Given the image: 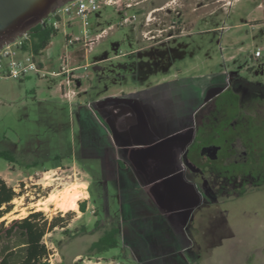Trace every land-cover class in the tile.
<instances>
[{
    "label": "rangeland",
    "instance_id": "374dc122",
    "mask_svg": "<svg viewBox=\"0 0 264 264\" xmlns=\"http://www.w3.org/2000/svg\"><path fill=\"white\" fill-rule=\"evenodd\" d=\"M126 1L135 4L127 13L136 16L126 26L120 25L122 11L113 6H102L86 17L75 12L63 15V20L71 19L70 27L59 26L50 39L52 56L46 48L36 60L44 63L46 71L58 69L63 56L67 61L70 56L82 61L85 32L91 34L87 43H92L87 61L113 54L115 46L124 53L170 34L178 35L158 47H182V53L174 54L179 59L170 73L195 82L209 77V81L224 85L208 108L206 136L185 162L193 151L222 145L215 162L203 159L197 165L227 170L212 177V188L224 191L239 186L235 174L244 175L246 184L237 197L204 191L198 185L203 204L190 212L182 229L189 239L184 246L192 252L186 254L191 264H264V0ZM45 20L51 23V15ZM102 29L107 34L95 39L94 34ZM64 32L80 37V43L65 48ZM88 74L90 81L84 84L98 86L92 68ZM51 80V76L33 72L22 80L0 78V151H11L16 158V163L0 159V176L18 194L11 202V212L1 220L22 218L32 209L49 219L63 217L69 233L63 235L62 229L56 228L44 238L53 251V264H144L145 260L131 259L122 247L100 255L88 251L117 223L113 154L109 152L105 160L104 185L111 211L107 212L101 211V163L80 154L77 116H70L66 101L59 99L60 87ZM85 96L77 97L74 106ZM226 149L231 156L221 165ZM32 163L36 165L30 167ZM68 191L70 195L79 192L76 211L60 210L47 202L51 194ZM82 202L84 212L79 208Z\"/></svg>",
    "mask_w": 264,
    "mask_h": 264
},
{
    "label": "crops",
    "instance_id": "0c3cea01",
    "mask_svg": "<svg viewBox=\"0 0 264 264\" xmlns=\"http://www.w3.org/2000/svg\"><path fill=\"white\" fill-rule=\"evenodd\" d=\"M69 20L61 19L59 26L69 28ZM106 34L102 29L94 34L95 39ZM90 36L84 33L82 61L73 56L67 61L63 56L58 69L51 71L44 70L43 62L39 64L43 77L51 76V83L60 87L59 99L66 101L70 116H77L80 154L101 163V211L111 212L104 180L105 160L112 152L114 225L119 227L120 247L128 250L131 259L145 260L144 264H191L186 254L191 255V248L184 246L189 239L182 229L190 212L203 202L196 180L200 168H207L197 165L206 148L193 151L187 163L185 158L206 136L210 114L205 106L224 85L209 77L195 82L171 74L178 55L174 61L154 66L148 60L162 53L152 51L160 40L124 53L115 46L113 54L87 61ZM70 38L73 35L64 32L67 49L81 41L68 44ZM90 68L98 86L84 84L90 81ZM83 94L87 95L84 101L74 106Z\"/></svg>",
    "mask_w": 264,
    "mask_h": 264
},
{
    "label": "trees",
    "instance_id": "16d2710c",
    "mask_svg": "<svg viewBox=\"0 0 264 264\" xmlns=\"http://www.w3.org/2000/svg\"><path fill=\"white\" fill-rule=\"evenodd\" d=\"M27 33L28 39L25 41L23 50L38 56L47 47L50 39L56 35L57 30L47 24H37ZM0 159L8 163H16V158L11 151L1 150ZM54 159L57 160L58 157ZM35 165L32 163L30 167ZM17 196L14 188L0 176V220L11 212V202ZM79 208L84 212L83 202L79 204ZM64 221L65 219L60 215L49 219L42 211L36 212L34 209L29 210L22 218L1 220L0 264H49L48 258L52 252L45 244L44 238L56 228L62 229L63 235L68 234ZM82 230L85 231L83 228ZM118 236L119 227L112 225L90 245L88 251L100 255L110 249L118 248L120 247Z\"/></svg>",
    "mask_w": 264,
    "mask_h": 264
},
{
    "label": "built area",
    "instance_id": "2783aa9c",
    "mask_svg": "<svg viewBox=\"0 0 264 264\" xmlns=\"http://www.w3.org/2000/svg\"><path fill=\"white\" fill-rule=\"evenodd\" d=\"M135 4L128 3L126 0H72L61 7L55 8L51 15V23L45 19L39 23L43 25H49L53 29H58L60 20L63 15L76 13L77 16L86 17L99 10L102 6H113L116 10L122 11L123 17L121 25H126L132 22L136 16L135 14H128L127 11L133 8ZM49 15V16H50ZM48 16V17H49ZM28 39V33L22 37H18L10 44H4L0 49V78H12L16 80H22L26 76L33 72L43 76L45 72L41 68L39 62L36 60V56L29 51H24L23 46ZM80 37H74L67 39L68 44H72L76 41H80ZM64 69V67L62 68ZM50 248V247H49ZM51 249V248H50ZM51 255L48 258V263H52L53 251L51 249Z\"/></svg>",
    "mask_w": 264,
    "mask_h": 264
},
{
    "label": "water",
    "instance_id": "95a60500",
    "mask_svg": "<svg viewBox=\"0 0 264 264\" xmlns=\"http://www.w3.org/2000/svg\"><path fill=\"white\" fill-rule=\"evenodd\" d=\"M72 0H0V49L46 19L55 8ZM216 157V149L213 150ZM211 156V155H210Z\"/></svg>",
    "mask_w": 264,
    "mask_h": 264
},
{
    "label": "flooded vegetation",
    "instance_id": "af4514ba",
    "mask_svg": "<svg viewBox=\"0 0 264 264\" xmlns=\"http://www.w3.org/2000/svg\"><path fill=\"white\" fill-rule=\"evenodd\" d=\"M173 35H174V37H173ZM177 36L178 35L175 36V34H170L167 38H165L166 40L163 39V40L156 42L155 45H157V47L153 48L152 51L158 50V51H161L162 53L160 55H157V56L156 55L153 57L151 56L148 61L150 63H152L154 66L155 65H164V64L169 63L171 61H174L173 60V58L175 57L174 54L179 53V52L182 53V47L181 46L166 47L165 49H161V50L158 49V47L160 45H163L166 42L174 40ZM227 86H228V83L226 84L225 88H227ZM213 97L209 101H207V104L205 106V107H207L208 115L210 114L208 108H209V106L213 100ZM208 121H209V118L207 120V123H208ZM213 137L218 138L216 135H214ZM204 148H206L205 154H204L205 156H200L199 161H202L203 159H206V160L208 159L211 162H215L218 158V153L220 152V150H222L223 146L218 145V144H210L208 146L202 147V149H204ZM214 149H216V157L215 158L212 157L213 156L212 152ZM229 152H230L229 149L224 150L225 156L223 157V161H222L221 165H223V163L225 162L226 159L228 161V159L230 158L231 154ZM200 169L201 170L199 171V174H197L198 179L196 181H197V184L202 187L201 188L202 190L207 191V189H212L216 194L223 195V196H233L234 195L235 197H237V196H240L241 194H243V190L245 189L244 186H246L245 182L243 181L244 175L235 174L236 181L237 182L240 181L239 186H236V187L231 188L229 190L225 189L224 191H221L220 189L212 188L210 180L212 179V177H214V175L226 173L227 170L219 169L217 166H214V165L213 166L209 165V166H207V168H204V169L200 168ZM201 198H203V194L201 195Z\"/></svg>",
    "mask_w": 264,
    "mask_h": 264
},
{
    "label": "bare ground",
    "instance_id": "6f19581e",
    "mask_svg": "<svg viewBox=\"0 0 264 264\" xmlns=\"http://www.w3.org/2000/svg\"><path fill=\"white\" fill-rule=\"evenodd\" d=\"M69 191H70V189H69ZM69 191L68 192H62V193H60L58 195H54V194L52 195L51 194L49 196V198L47 199V202L53 203L55 205V208L58 209V207H59L60 210H72V211H76L78 209L77 199H78V193L79 192H75V193H73V194L70 195ZM71 192H73V191H71ZM81 196H83V195H81ZM42 204H44V203H42ZM44 207H45V205H44Z\"/></svg>",
    "mask_w": 264,
    "mask_h": 264
}]
</instances>
